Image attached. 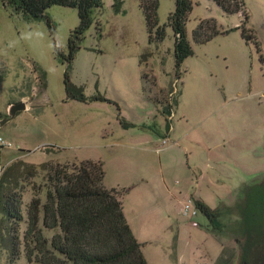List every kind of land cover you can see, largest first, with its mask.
<instances>
[{"label":"rangeland","instance_id":"obj_1","mask_svg":"<svg viewBox=\"0 0 264 264\" xmlns=\"http://www.w3.org/2000/svg\"><path fill=\"white\" fill-rule=\"evenodd\" d=\"M121 1L115 13L113 0H102L70 71L86 98L111 104L67 100L66 64L54 53L46 20H24L0 4V138L9 145L0 150V174L14 162L100 161L134 238L152 242L142 244L148 264H264V0H244L250 39L239 29L204 45L191 37L199 21L213 19L228 31L242 17L192 0L186 34L193 55L179 80L167 22L174 2L157 0L165 37L149 44L138 0ZM46 14L67 57L77 13L51 7ZM18 103L25 109L10 118ZM118 115L131 128L123 129ZM43 175L24 185V217L29 185H43ZM188 199L218 210L214 225L199 212L191 227L179 213ZM7 259L0 251V264ZM14 264H27L24 255Z\"/></svg>","mask_w":264,"mask_h":264},{"label":"trees","instance_id":"obj_2","mask_svg":"<svg viewBox=\"0 0 264 264\" xmlns=\"http://www.w3.org/2000/svg\"><path fill=\"white\" fill-rule=\"evenodd\" d=\"M172 1L174 10L167 22L174 38L175 78L179 80L183 62L193 55L186 34L193 2ZM210 1L225 15H241L242 21L238 28L228 31L220 30L213 19L199 21L191 33L195 44L204 45L217 36L239 29L242 38L247 34V39L251 38V31L246 29L248 16L244 0ZM0 4L24 20H46L54 53L66 64L63 86L67 100L112 103L100 95L86 98L83 88L70 80L71 64L79 43L93 23L94 12L102 9V0H0ZM138 4L148 43L163 41L165 29L158 25V1L138 0ZM121 6V0H113L115 13ZM51 7L74 9L77 13L78 25L70 32L67 57L61 54L54 39V27L46 14ZM117 117L123 129L131 128L120 115ZM166 130L169 131V125ZM40 173L44 174L41 176L44 184L30 183L33 197L25 207L24 217L21 211L24 185ZM104 177L103 164L90 160L73 165L47 162L38 167L14 162L4 168L0 174V251L7 252V264H14L21 254L27 264H148L142 253L143 245L134 238L126 221L121 197L105 187ZM195 203L200 213L214 225L218 210H211L202 202ZM22 224L25 229L20 234ZM45 231L53 232L50 239L45 237Z\"/></svg>","mask_w":264,"mask_h":264},{"label":"built area","instance_id":"obj_3","mask_svg":"<svg viewBox=\"0 0 264 264\" xmlns=\"http://www.w3.org/2000/svg\"><path fill=\"white\" fill-rule=\"evenodd\" d=\"M162 144H166V138L162 141ZM8 146L9 145L4 143V141L0 138V150ZM199 212L200 211L198 210L196 203L190 199L185 201L179 209L180 216L194 228L198 227V224H196L193 220L197 217Z\"/></svg>","mask_w":264,"mask_h":264},{"label":"water","instance_id":"obj_4","mask_svg":"<svg viewBox=\"0 0 264 264\" xmlns=\"http://www.w3.org/2000/svg\"><path fill=\"white\" fill-rule=\"evenodd\" d=\"M25 109V106L23 103H18V104H15L13 105L11 108H10V118L13 117L15 115V113L19 112V111H22ZM12 114V115H11ZM5 122V121H4Z\"/></svg>","mask_w":264,"mask_h":264},{"label":"crops","instance_id":"obj_5","mask_svg":"<svg viewBox=\"0 0 264 264\" xmlns=\"http://www.w3.org/2000/svg\"><path fill=\"white\" fill-rule=\"evenodd\" d=\"M9 120V119H8ZM200 202H202V201H200ZM203 203V202H202ZM203 204H205V203H203ZM134 236V235H133ZM137 242H139V243H141V244H144V246H146L147 244H152V242H142V241H139V240H137ZM144 246H143V248L142 249H144ZM144 255V254H143ZM144 257H145V255H144ZM145 259H146V257H145ZM147 260V259H146Z\"/></svg>","mask_w":264,"mask_h":264}]
</instances>
